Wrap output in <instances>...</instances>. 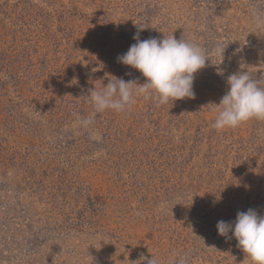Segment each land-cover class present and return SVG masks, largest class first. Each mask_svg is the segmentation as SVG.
<instances>
[{"label":"rangeland","instance_id":"obj_1","mask_svg":"<svg viewBox=\"0 0 264 264\" xmlns=\"http://www.w3.org/2000/svg\"><path fill=\"white\" fill-rule=\"evenodd\" d=\"M253 8L264 0H0V264H249L216 226L264 215V120L211 124L228 76L264 75ZM139 26L206 50L194 98L138 94L93 116L91 90L145 82L117 60Z\"/></svg>","mask_w":264,"mask_h":264},{"label":"clouds","instance_id":"obj_2","mask_svg":"<svg viewBox=\"0 0 264 264\" xmlns=\"http://www.w3.org/2000/svg\"><path fill=\"white\" fill-rule=\"evenodd\" d=\"M251 14L257 24H264V15L253 8ZM139 26L134 35L135 41L128 51L117 57L119 63L138 71L144 78L143 84L134 80L112 77L99 91L91 90L84 96L93 106V116L112 110L117 113L127 111L135 103L136 95L152 99L158 106L173 104L174 101L194 98L193 84L195 74L205 67L207 52L197 43L185 39H176L173 35L159 39L150 37L141 40ZM217 56L224 59L225 48L217 43L214 49ZM245 65H241L244 69ZM228 90L219 105H214L217 115L211 127L216 131L236 128L250 120H264V75L255 78L248 70L237 71L227 77ZM87 127L91 118L79 121ZM217 231L221 237L234 238L237 247L243 251L249 264H264V215H258L254 209L238 212L234 222H217ZM231 233V237L229 234ZM172 264H189V254H176ZM132 264H161L160 258L151 255Z\"/></svg>","mask_w":264,"mask_h":264}]
</instances>
